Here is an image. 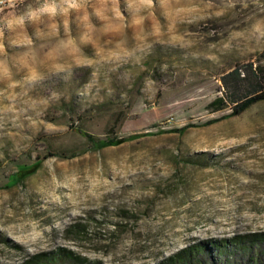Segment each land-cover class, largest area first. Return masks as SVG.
<instances>
[{
    "label": "rangeland",
    "instance_id": "rangeland-1",
    "mask_svg": "<svg viewBox=\"0 0 264 264\" xmlns=\"http://www.w3.org/2000/svg\"><path fill=\"white\" fill-rule=\"evenodd\" d=\"M29 5L0 7V264L58 246L156 264L198 240L264 233V101L224 118L220 81L264 65V0H155L139 14L84 0L16 24ZM83 132L133 138L95 148Z\"/></svg>",
    "mask_w": 264,
    "mask_h": 264
},
{
    "label": "trees",
    "instance_id": "trees-1",
    "mask_svg": "<svg viewBox=\"0 0 264 264\" xmlns=\"http://www.w3.org/2000/svg\"><path fill=\"white\" fill-rule=\"evenodd\" d=\"M224 89L225 103L230 112L226 117L238 116L251 106L264 101V65L247 63L236 66L220 76ZM220 120L210 119L202 125L188 124L173 128L169 132H182L188 127L206 126ZM80 131V130H79ZM86 140L95 148L119 146L133 138L111 136L99 141L83 132ZM40 166V160L22 165L12 174V185L33 174ZM74 228L77 227L73 226ZM80 232L81 227H77ZM17 264H97L66 247L58 246L50 251L27 255ZM156 264H264V233L234 234L229 239L198 240L177 249Z\"/></svg>",
    "mask_w": 264,
    "mask_h": 264
},
{
    "label": "clouds",
    "instance_id": "clouds-1",
    "mask_svg": "<svg viewBox=\"0 0 264 264\" xmlns=\"http://www.w3.org/2000/svg\"><path fill=\"white\" fill-rule=\"evenodd\" d=\"M4 0H0L2 4ZM12 0H9L11 4ZM100 3L111 5L115 8L117 13L119 12V0H99ZM155 0H128V6L134 10L136 14H139L145 10L152 9L154 7ZM84 5V0H38V6L32 7L28 6L27 11L16 17L15 23L19 25L25 24V22H30L37 20L41 17L47 16L49 18H56L59 15H67L70 12L79 11ZM11 27V22L9 23ZM2 33V29H0ZM3 50V45L0 44V51ZM4 61H0V68H2ZM63 70V69H61ZM30 81L36 79L35 76H29Z\"/></svg>",
    "mask_w": 264,
    "mask_h": 264
},
{
    "label": "bare ground",
    "instance_id": "bare-ground-1",
    "mask_svg": "<svg viewBox=\"0 0 264 264\" xmlns=\"http://www.w3.org/2000/svg\"><path fill=\"white\" fill-rule=\"evenodd\" d=\"M4 4V2L2 4H0V7Z\"/></svg>",
    "mask_w": 264,
    "mask_h": 264
},
{
    "label": "crops",
    "instance_id": "crops-1",
    "mask_svg": "<svg viewBox=\"0 0 264 264\" xmlns=\"http://www.w3.org/2000/svg\"><path fill=\"white\" fill-rule=\"evenodd\" d=\"M4 1H9V0H4ZM12 1H14V0H12Z\"/></svg>",
    "mask_w": 264,
    "mask_h": 264
}]
</instances>
